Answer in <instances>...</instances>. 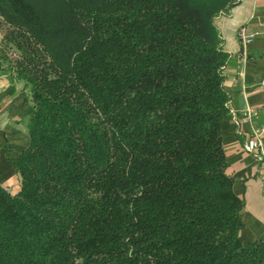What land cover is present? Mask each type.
I'll return each mask as SVG.
<instances>
[{
    "label": "trees",
    "instance_id": "16d2710c",
    "mask_svg": "<svg viewBox=\"0 0 264 264\" xmlns=\"http://www.w3.org/2000/svg\"><path fill=\"white\" fill-rule=\"evenodd\" d=\"M235 3L0 0L34 104L0 264H264L223 145Z\"/></svg>",
    "mask_w": 264,
    "mask_h": 264
},
{
    "label": "crops",
    "instance_id": "0c3cea01",
    "mask_svg": "<svg viewBox=\"0 0 264 264\" xmlns=\"http://www.w3.org/2000/svg\"><path fill=\"white\" fill-rule=\"evenodd\" d=\"M215 24L230 54L224 82L230 110L222 131L228 171L235 178L234 191L245 202L241 238L245 243L264 241L263 167L254 155L243 150L244 140L255 130L262 132L264 140V116L242 126L235 121L250 108L264 111V0H236ZM2 27L0 18V184L13 193L21 183L16 159L29 144L27 123L34 104L30 86L8 71L13 53L3 41ZM253 34V40L246 43Z\"/></svg>",
    "mask_w": 264,
    "mask_h": 264
},
{
    "label": "built area",
    "instance_id": "2783aa9c",
    "mask_svg": "<svg viewBox=\"0 0 264 264\" xmlns=\"http://www.w3.org/2000/svg\"><path fill=\"white\" fill-rule=\"evenodd\" d=\"M254 38V34L246 39V43H250ZM262 85L264 86V79L262 80ZM260 111L254 108L248 109L244 112L242 117L236 118V123L238 126H242L249 120H254L259 118ZM243 150L249 154L254 155L262 164V187L264 192V140L262 138V132L260 130H255L253 134L246 137L243 142Z\"/></svg>",
    "mask_w": 264,
    "mask_h": 264
},
{
    "label": "rangeland",
    "instance_id": "374dc122",
    "mask_svg": "<svg viewBox=\"0 0 264 264\" xmlns=\"http://www.w3.org/2000/svg\"><path fill=\"white\" fill-rule=\"evenodd\" d=\"M8 50H9V48H8ZM10 51V50H9ZM11 52L13 53L12 54V57L14 58L15 57V54H14V52L11 50Z\"/></svg>",
    "mask_w": 264,
    "mask_h": 264
}]
</instances>
